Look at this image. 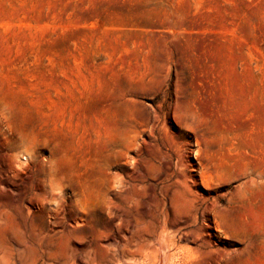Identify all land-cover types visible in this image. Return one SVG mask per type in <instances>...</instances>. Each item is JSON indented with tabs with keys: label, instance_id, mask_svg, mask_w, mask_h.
I'll use <instances>...</instances> for the list:
<instances>
[{
	"label": "rangeland",
	"instance_id": "rangeland-1",
	"mask_svg": "<svg viewBox=\"0 0 264 264\" xmlns=\"http://www.w3.org/2000/svg\"><path fill=\"white\" fill-rule=\"evenodd\" d=\"M116 241L264 264V0H0V259Z\"/></svg>",
	"mask_w": 264,
	"mask_h": 264
},
{
	"label": "bare ground",
	"instance_id": "bare-ground-1",
	"mask_svg": "<svg viewBox=\"0 0 264 264\" xmlns=\"http://www.w3.org/2000/svg\"><path fill=\"white\" fill-rule=\"evenodd\" d=\"M50 186V185H49ZM63 197V196H62ZM117 243V244H116ZM158 243V242H157ZM167 243V242H166ZM109 244V243H108ZM27 245H29V244H27ZM110 246H112V245H114L113 246V248L114 247H116L113 251H110V254H108L109 256L107 257V258H100L101 260H97L93 255H92V253L90 252V253H87L86 254V257H85V259L84 260H80L79 262L77 261L76 262V260L74 259V257L73 258H70L71 256H65V257H63V258H56V257H52V256H46L45 254H44V252L43 253H38L39 254V256L35 259V260H33V261H29V262H26V261H18V260H16L15 258H11V259H6L5 257V259H0L1 261H0V264H136L135 262L133 263V261L134 260H132V259H129V257H128V255L125 253V251L123 250V248H124V246H125V244H122V243H120L119 241L117 242H115V243H113L112 245H111V243L109 244ZM161 245H164V243L163 244H161ZM22 246V245H21ZM32 246V245H31ZM105 247H106V245H105ZM157 247H159V246H157ZM166 247V246H165ZM16 248H18V247H16ZM15 248V249H16ZM28 248V247H27ZM106 248H108L109 250H110V248L109 247H106ZM119 248H122L121 249V251L119 252ZM78 249V248H77ZM81 249V248H80ZM76 250V249H75ZM111 250H112V248H111ZM130 250V249H129ZM156 250V249H155ZM19 251V250H18ZM27 251H28V249H27ZM78 251V253H79V250H77ZM107 251V250H106ZM127 251V250H126ZM40 252V251H39ZM76 252V251H75ZM83 252V251H82ZM85 252V251H84ZM83 252V253H84ZM160 252V251H159ZM2 253V252H1ZM30 253V252H29ZM36 253V252H35ZM81 253V252H80ZM165 253V252H164ZM163 253V254H164ZM4 254V253H3ZM28 254V253H27ZM70 254V253H69ZM82 254V253H81ZM157 254H160V253H158V252H156V255ZM162 254V253H161ZM0 255H2V254H0ZM18 255V254H17ZM47 255H49V254H47ZM72 255V254H71ZM164 255H166L167 256V253H165ZM163 255V256H164ZM11 256V255H10ZM22 256V255H21ZM30 256V255H29ZM34 256V255H33ZM77 256H78V254H77ZM76 256V257H77ZM158 256V255H157ZM163 256H162V258H161V256H160V258H161V264H163L164 263V261H163ZM26 257H27V255H26ZM156 257V256H155ZM159 257V256H158ZM167 258V257H166ZM34 259V258H33ZM77 259V258H76ZM83 259V258H82ZM27 260V259H26ZM29 260V259H28ZM79 260V259H78ZM132 260V261H131ZM157 260H159V258L157 259V257H156V261ZM157 264V263H156ZM167 264V263H166Z\"/></svg>",
	"mask_w": 264,
	"mask_h": 264
}]
</instances>
